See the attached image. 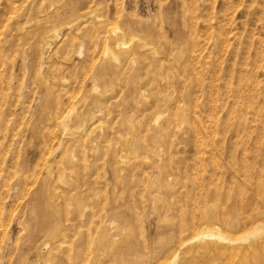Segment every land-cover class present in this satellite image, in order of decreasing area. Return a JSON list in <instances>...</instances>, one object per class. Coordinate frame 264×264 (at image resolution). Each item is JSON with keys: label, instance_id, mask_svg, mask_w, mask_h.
Listing matches in <instances>:
<instances>
[{"label": "rangeland", "instance_id": "rangeland-1", "mask_svg": "<svg viewBox=\"0 0 264 264\" xmlns=\"http://www.w3.org/2000/svg\"><path fill=\"white\" fill-rule=\"evenodd\" d=\"M263 227L264 0H0V264H264Z\"/></svg>", "mask_w": 264, "mask_h": 264}, {"label": "bare ground", "instance_id": "bare-ground-1", "mask_svg": "<svg viewBox=\"0 0 264 264\" xmlns=\"http://www.w3.org/2000/svg\"><path fill=\"white\" fill-rule=\"evenodd\" d=\"M119 45L121 44L120 42L118 43ZM122 44H123V42H122ZM47 49V48H46ZM81 191V190H80ZM79 197V196H78ZM53 209V208H52ZM80 209V208H79ZM105 218V217H104ZM102 222V221H101ZM210 228V227H209ZM209 228H207V230L206 229H204V231L202 230V232L200 233V235H211V236H217L218 238H226V241L229 239L230 240V238L228 237H226V235L224 234V235H222V232H221V234L217 231H214V230H216V229H214V230H208ZM264 228V227H263ZM259 230H260V228L259 227H255V228H253L251 231H249L245 236H243L242 237V239H246V238H248L249 236L251 237V236H253V235H255L256 233H258L259 232ZM47 232V231H46ZM52 233V232H51ZM198 233V234H199ZM55 235V234H54ZM196 237H198V235L197 236H195V238ZM200 237V236H199ZM45 238V237H44ZM240 238V237H239ZM49 240V239H48ZM229 240H228V242H229ZM41 242V241H40ZM51 243V242H50ZM207 245V244H206ZM39 246V245H38ZM43 247V246H42ZM33 251V250H32ZM38 253V252H37ZM230 254V253H229ZM175 257V256H174ZM172 262V261H171ZM41 263V262H40ZM44 263V262H43ZM173 263V262H172Z\"/></svg>", "mask_w": 264, "mask_h": 264}]
</instances>
